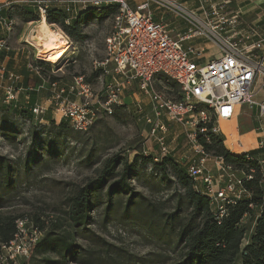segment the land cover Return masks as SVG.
I'll use <instances>...</instances> for the list:
<instances>
[{
	"label": "built area",
	"instance_id": "1",
	"mask_svg": "<svg viewBox=\"0 0 264 264\" xmlns=\"http://www.w3.org/2000/svg\"><path fill=\"white\" fill-rule=\"evenodd\" d=\"M200 1L202 14L189 10L178 0H144L137 9L132 8L128 0H16L3 3L0 5V51L11 50L14 20L5 16L4 11L12 3L31 4L41 19H47L48 8L58 6L66 11L67 24L89 7L118 4L119 8L113 15V29L104 38L105 57L95 59L92 66L94 72L101 74L100 89L86 74L74 75L65 83L62 79L45 77L37 61L28 62L27 71L28 77L39 78V83L26 87L22 84L23 75L8 71L4 64L0 66V80L6 78L8 83L3 87L0 84L4 89L3 102L15 105L22 91L27 94L46 91V102H37L31 108L34 119H43L52 107L56 122L67 121L73 130L81 133L88 131L102 116H111L116 107L124 104L127 87L137 82L139 91L150 101V113L138 103L136 114L148 125L150 136L159 145L154 159L161 160L172 152L167 142L170 128L166 118L183 130L185 139L191 144L192 160L187 171L196 187L209 195L215 217L222 218L227 205L246 194L242 180L252 178V174L246 175L226 163L223 157L209 153L198 136L205 134L211 124L212 132L223 133L227 143L229 135L223 129V122L237 118L244 105L257 107L259 117H264V101L257 99L264 88V36L253 39L252 30H243L242 12L229 5L230 0ZM153 2L188 22L184 34L175 35L165 22L154 19ZM190 39L200 43L186 45L185 41ZM27 42L35 46L32 41ZM210 43L218 48L219 56L205 57L209 50L206 45ZM36 56L48 60L40 56L39 49ZM158 74L176 82L183 98H170L157 88L154 81ZM236 141V145L233 142L229 148L233 150L237 146L244 151V142ZM258 141L264 182V138ZM210 160L217 165L219 176L216 179L207 169ZM15 223L13 239L1 246L0 264H20L30 258L44 233L31 216L18 217Z\"/></svg>",
	"mask_w": 264,
	"mask_h": 264
},
{
	"label": "rangeland",
	"instance_id": "2",
	"mask_svg": "<svg viewBox=\"0 0 264 264\" xmlns=\"http://www.w3.org/2000/svg\"><path fill=\"white\" fill-rule=\"evenodd\" d=\"M8 1L16 0H2L0 5ZM25 7L36 10L31 4H27ZM20 9L21 7L16 6V3H12L10 7L5 8L6 13L8 12L14 20V34L10 38L11 51L9 55L14 56L17 53L19 59L18 63L14 62L11 65L10 71H21L25 61L27 63L44 62L50 65L49 67H42L45 77L62 79L65 83L71 80L74 75L86 74L97 89L102 87L101 74L94 72L92 66L95 59L105 57L104 38L113 29V15L107 19L83 20L86 36L79 40L69 37L72 48L64 54L65 57L57 61L52 59L45 61L36 56L39 46L35 40L31 39L35 25L40 22L41 18L26 22ZM36 11L38 13V10ZM51 25L54 29H61L66 34L60 25L56 23ZM27 41H32L35 46L29 45ZM215 54L220 55L217 47L208 50L205 57L210 58ZM1 55L2 53H0V63L4 60ZM5 81L6 78L1 84L2 87L7 84ZM154 83L157 88L166 92L170 98L179 99L181 90L180 87H175L176 82L173 80H169L163 74H158ZM128 87L125 98H123L124 104L120 105L119 108L116 107L111 116L99 118L88 131L80 133L66 124L61 131L55 130L43 134L48 142L52 138L56 140L46 145L45 151L39 152L46 162L30 164L29 168L24 161L27 160L30 146L33 140L36 139V134L41 132L44 127L42 125L45 122L42 119L25 122L23 118L18 117L17 113L15 114L11 110L6 113L0 109V155L8 156L11 159L14 167L13 177H15L13 187L8 191L9 204L7 207L0 209V213H11L15 216H39L46 222L47 226H52L54 220H61L64 221V228L69 230L71 226L65 214L68 195L73 188L83 187L90 179L98 177L100 168L106 159L116 156L133 161L136 155L145 151L153 154L158 153L159 145L150 136V128L136 114L138 103L142 104L146 110L145 112L150 113L147 110L150 104L149 98L145 97L142 91H139L137 82ZM1 91L4 94L3 88H0V94ZM134 91L137 92L135 97H133ZM129 93H132V97H129ZM262 93L259 98L262 97ZM44 97L42 95L37 96V101L41 104L45 103ZM3 99L4 95L2 101ZM254 109L249 105H244L240 108L237 118L232 122H223V124H232L231 127L234 126L231 131H227L229 140L226 145L228 148L233 142H236V139L243 140L247 144L248 141L242 139L241 132L244 129L246 130V127L252 126L254 121L259 123V119H261ZM5 115L10 118L11 122H6L7 119H3L2 116ZM8 126L12 129H9ZM180 130L182 129L177 124L172 123L167 142L172 149L170 155L187 166L192 160L193 150L191 144L184 136H181ZM250 146L244 149H248ZM49 149L56 150L57 154L51 155V152H48ZM231 151L242 153L243 149L233 148ZM138 169V179L131 180L134 188L155 201V204L163 211L171 212L175 205L172 198L175 187H172L173 189H163L165 184L161 182L160 178L155 179L153 177L158 174H153L151 164L141 165L139 163ZM207 169L214 175L215 179L218 178L219 172L213 160L207 163ZM171 179H173V176ZM5 189V185L1 186L0 180V191L4 192ZM91 216L93 218L91 225H89L91 232H86L91 238L79 237L77 240V244L82 249V257L88 258L91 263H80L70 259V262L66 264H160L158 262L160 257L156 255L161 253L170 257V259H174L175 256L169 254V249L161 242V239L159 240L142 223L131 219L127 221L120 220L118 212L111 213L110 218L106 219L102 208L93 211ZM100 237L112 246L107 247ZM244 243H246V240ZM50 258L55 259L56 256L51 255ZM20 264L46 263L41 260V257L31 256L22 260Z\"/></svg>",
	"mask_w": 264,
	"mask_h": 264
},
{
	"label": "trees",
	"instance_id": "3",
	"mask_svg": "<svg viewBox=\"0 0 264 264\" xmlns=\"http://www.w3.org/2000/svg\"><path fill=\"white\" fill-rule=\"evenodd\" d=\"M25 5L27 4H16L21 7L20 11L26 22L40 18L36 10L26 8ZM118 11V4L100 8L89 7L67 24L66 11L58 6H52L48 8L46 20L60 25L70 38L79 40L86 36L83 20L107 19ZM4 15L13 19L8 12H4ZM6 54L4 52L1 56L5 58ZM10 63L11 61L8 62L7 70H10ZM39 64L42 67L50 66L44 62ZM20 72L28 79V73L26 74L24 68ZM34 84L29 80L24 82V86L27 87ZM175 87L179 85L176 83ZM182 98L181 94L179 99ZM35 103L34 98L29 104L18 102L13 106L0 102V109L6 113L11 110L25 122H30L34 119L31 108ZM2 117L7 119L6 122H11L7 115ZM49 124L51 125L47 126ZM66 124L67 121L57 123L52 118L42 125L44 127L36 134L39 137L37 139L35 136L27 160L24 161L28 168L30 164L46 162L39 152L45 151L46 145L56 140L52 138L48 142L43 134L61 131ZM208 127L205 134L198 136L205 149L214 156L223 157L226 163L246 175L252 174V178L242 180L246 194L235 199L234 203L228 204L222 218L215 217L209 195L196 187L193 177L187 171L188 165L182 164L174 156L168 154L158 161L154 159L153 153L145 152L136 155L133 161L112 156L106 159L98 177L90 179L83 187L73 188L68 195L65 214L71 229L64 228V221L54 220L52 226H47L39 216H32L37 226L44 231L33 249L32 257H41L46 264H66L70 259L80 263H91L88 258L82 257V249L77 240L79 237L91 238L86 234L91 232L89 227L93 220L91 214L102 208L106 219L110 218L111 213L118 212L120 220H136L148 227L159 240L161 239L169 249V254L175 257L170 259L162 253L156 255L160 257L158 261L160 264H264V182L257 156L259 149L242 153L232 152L226 145L225 135L212 132L211 124ZM8 128L12 129L10 126ZM206 137L209 138L208 141ZM48 152H51V155L57 154L53 149H49ZM139 163L152 165L153 174H158L153 177L160 178L165 184L163 189L175 187L172 194L175 205L171 212L163 211L155 201L137 191L131 184L132 179L139 177ZM13 168L11 159L0 155L1 186L6 187L4 192L0 191V209L9 204L8 191L13 187L15 179ZM18 217L21 216L0 213V249L3 244H9L13 239L16 230L15 220ZM101 240L107 247L112 246L103 238ZM51 255H55L56 258H50ZM168 259L170 261H166Z\"/></svg>",
	"mask_w": 264,
	"mask_h": 264
},
{
	"label": "crops",
	"instance_id": "4",
	"mask_svg": "<svg viewBox=\"0 0 264 264\" xmlns=\"http://www.w3.org/2000/svg\"><path fill=\"white\" fill-rule=\"evenodd\" d=\"M0 1H2V0H0ZM128 1H129L130 6L134 9H137L138 4L144 2V0H128ZM208 1L214 2V1H220V0H208ZM178 2L183 4V6L187 7L189 10L197 11L198 13L202 14L200 11V6H199L200 2H201L200 0H178ZM229 5H231L232 7L236 8V9H239L242 12V20L244 22L242 28L244 31L252 30L251 35H252L253 39H258V38H260V36H264V0H230ZM151 7L154 11V19L155 20L165 22L173 30V33L175 35L184 34V32L186 31V29L188 27V22H186L185 20H183L182 18L177 16L175 13H173L171 11L168 12L164 8L157 6V4L155 2H153L151 4ZM4 12H6V11H4ZM12 34H14V33H12ZM12 34L10 35V38H11ZM19 41H21V40H19ZM199 43L200 42H198V40L195 41L194 39H190V40L185 41L186 45L199 44ZM206 46L209 48V50L214 49V47L212 46L211 43L207 44ZM10 51L11 50L0 51V53H4V52L7 53L4 60L0 63V66L5 64L7 67L9 61H11V63H10L11 65L14 62L18 63V61H19L18 56H17L18 54L16 53L14 56H11V55H9ZM27 64L28 63L26 61L23 62V65H24L23 68H24V71H26V74L27 73L29 74V72L27 71ZM8 71H10V70H8ZM15 73H21V72L15 71ZM22 75H23V80H22L23 86H24V82L26 80L34 82L35 84L33 86H35L39 83V78H37V77L32 80L29 77L27 79L24 74H22ZM2 82L0 80V84H2ZM5 83H8V81L6 80ZM136 93H137L136 91L133 92V97L135 96ZM261 93H262V97L259 98ZM131 94L132 93H129V97H132ZM3 95L4 94L1 91L0 102L2 101ZM39 95L45 96L43 98V100H44L47 98L48 94L46 93V91H42L39 93L35 91V92L30 93V94H27L26 91H22L20 93V97H19L20 99L18 100V102H21L23 104H29L31 102V100L34 98V100L37 103V102H39V101H37V96H39ZM258 99L260 102L264 101V88L258 94ZM44 101H46V100H44ZM2 103H4V102L2 101ZM9 106H13V104L9 105ZM6 107L9 109L8 106H6ZM253 108H255L254 111H256L257 112L256 114H258V116H259L258 108L257 107H253ZM147 110L149 112H151L150 104H149V107L147 108ZM52 114H53V110H52V107H50V109L45 113L42 120L45 123H48L49 120H51L53 118ZM164 119H165L168 127L171 130V125L173 122L170 123L167 121L166 118H164ZM224 125H226L227 127L229 126V127L226 128ZM230 125H232V124H230ZM230 125L227 123L223 124V129L227 133V135H228L227 131L228 130L231 131L232 128H234V126L231 127ZM252 126L246 127V130L243 128L244 130L241 132L242 139H246L248 141L247 144H245V142L242 140L244 142V146L247 148L248 146L251 145L248 149H245V151L257 149V146H258L257 144L259 142L258 140L261 138H264V117L259 119V123L254 121V124H252ZM180 131H181L180 132L181 136L185 137L184 134L182 135L183 130H180ZM245 151H242V152H245ZM259 153H260V150H258L257 156L259 155Z\"/></svg>",
	"mask_w": 264,
	"mask_h": 264
},
{
	"label": "bare ground",
	"instance_id": "5",
	"mask_svg": "<svg viewBox=\"0 0 264 264\" xmlns=\"http://www.w3.org/2000/svg\"><path fill=\"white\" fill-rule=\"evenodd\" d=\"M39 21L35 25L31 39L35 40L39 46L40 56L54 61L65 57L64 54L72 48L71 40L61 29H54L46 18ZM236 143L237 141L234 142L235 145ZM234 149H239V147L235 146Z\"/></svg>",
	"mask_w": 264,
	"mask_h": 264
}]
</instances>
